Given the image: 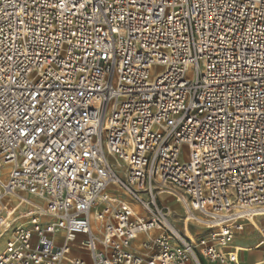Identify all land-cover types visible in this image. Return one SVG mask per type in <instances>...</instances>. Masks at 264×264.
<instances>
[{
  "label": "built area",
  "instance_id": "1",
  "mask_svg": "<svg viewBox=\"0 0 264 264\" xmlns=\"http://www.w3.org/2000/svg\"><path fill=\"white\" fill-rule=\"evenodd\" d=\"M258 212L264 0H0V264H237Z\"/></svg>",
  "mask_w": 264,
  "mask_h": 264
},
{
  "label": "crops",
  "instance_id": "2",
  "mask_svg": "<svg viewBox=\"0 0 264 264\" xmlns=\"http://www.w3.org/2000/svg\"><path fill=\"white\" fill-rule=\"evenodd\" d=\"M244 224L235 227V237L231 244L232 248L234 245H240L247 248V251H241L239 262L237 264H264V236L262 234L254 233L250 230L249 226ZM259 225L264 231V218L259 221ZM205 264L216 263L206 262Z\"/></svg>",
  "mask_w": 264,
  "mask_h": 264
},
{
  "label": "bare ground",
  "instance_id": "3",
  "mask_svg": "<svg viewBox=\"0 0 264 264\" xmlns=\"http://www.w3.org/2000/svg\"><path fill=\"white\" fill-rule=\"evenodd\" d=\"M121 176H123V175H121ZM161 199H165L166 198V195H164V194H162L161 196ZM171 208H172V211H173V207L171 206ZM20 215H22V214H20ZM10 218L11 219H14V218H16V216H10ZM251 218V220H252V222L250 223V222H246L245 220H241V219H239V220H237V226H240V224L242 225V224H244V223H246V224H250L251 225V230L254 232V233H256V234H262L263 236H264V231H263V229L261 228V226L259 225V221H261L262 220V218H264V212H258V214L257 215H254V216H251L250 217ZM181 221V224H183V225H185L186 227H185V229L187 228L188 229V227H190L191 228V225H195L196 227H200L201 229H205V230H207L208 228L207 227H205V226H201V224H199V220H198V218H197V215L196 214H186V215H184L183 216V219H181L180 220ZM16 222H17V225H22V226H24V225H27L28 224V222H26L25 220H23V218H16ZM25 222V223H24ZM22 223H24V224H22ZM240 223V224H239ZM173 225H174V227L176 228V230L179 232V233H181L182 235H184V233L182 232V230L181 229H179V227H178V221L176 220V218H175V220L173 221ZM2 230V231H1ZM191 231H192V229H191ZM193 232V231H192ZM193 234H194V232H193ZM9 235H10V233L9 232H6L5 233V231L3 230V229H1L0 228V247H1V245L3 244V242L5 241V239L6 238H8L9 237ZM185 236V235H184ZM188 238V237H187ZM189 240H192V239H190V238H188ZM233 241H234V239H233ZM233 241L231 242V244L233 243ZM192 242H194L193 240H192ZM197 242V241H196ZM232 248V247H231ZM233 250V249H232ZM237 250H239V249H237ZM235 252V251H234ZM239 252H241V250H239ZM238 255V254H237ZM71 260V258L69 257V258H67L66 260H64V264H69V261Z\"/></svg>",
  "mask_w": 264,
  "mask_h": 264
},
{
  "label": "rangeland",
  "instance_id": "4",
  "mask_svg": "<svg viewBox=\"0 0 264 264\" xmlns=\"http://www.w3.org/2000/svg\"><path fill=\"white\" fill-rule=\"evenodd\" d=\"M108 191L110 193H112V194L113 193H119L123 197L122 192L118 188H115V186L110 187L108 189ZM169 202H170V204L173 207L174 217L178 221V227H179V229L182 230V232L184 233L185 236H187L188 238L192 239L194 242H196L197 240H199V239L204 238L205 236H207V233H208L207 230H205V229L203 230L200 227H196L195 225H191V228L188 227V229L187 228L185 229L186 226L183 225V224H181V221H180L181 219H183V216H184V212H183L181 206L175 200H173V199H170ZM24 223H22V224H24ZM244 225L249 226V228L251 230L252 227H251L250 224H246L245 223ZM191 229L194 232V234L191 231ZM7 239L8 238H6L5 241L3 242V244L1 245V247H0V253L5 248L6 243H7ZM232 249H233V251L237 252V254H238V262H239V255L241 254V252H239V250H241V251H247V248H244L243 246H240V245H234ZM237 249H239V250H237ZM75 257H76V253H72L70 255V258H75Z\"/></svg>",
  "mask_w": 264,
  "mask_h": 264
}]
</instances>
